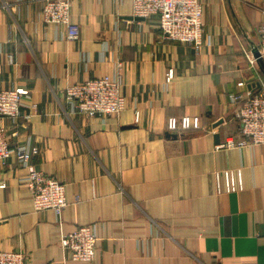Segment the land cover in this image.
I'll use <instances>...</instances> for the list:
<instances>
[{"label": "crops", "instance_id": "obj_1", "mask_svg": "<svg viewBox=\"0 0 264 264\" xmlns=\"http://www.w3.org/2000/svg\"><path fill=\"white\" fill-rule=\"evenodd\" d=\"M202 1L196 48L165 39L158 14L133 15V0H72L76 40L42 20L39 0H0V88L31 91L19 120L1 121L13 140L41 147L32 164L63 179L69 201L59 219L36 211L28 169L10 157L0 168V249L25 250L30 264L61 261L62 230L97 222L95 258L68 264H264V148L216 147L241 128L231 94L263 78L249 56L264 0ZM103 74L121 77L126 108L72 112L65 87ZM186 114L202 128L171 132L168 118ZM238 168L243 188L227 191L222 175L219 191L216 172Z\"/></svg>", "mask_w": 264, "mask_h": 264}, {"label": "built area", "instance_id": "obj_2", "mask_svg": "<svg viewBox=\"0 0 264 264\" xmlns=\"http://www.w3.org/2000/svg\"><path fill=\"white\" fill-rule=\"evenodd\" d=\"M42 4L41 18L44 22H53L64 29V36L69 40L80 38V25L72 20V0H39ZM133 15L148 17L159 15L160 28L165 39L181 40L193 44L196 48L204 41V4L202 0H133ZM258 50L264 58V24L258 28ZM258 58L252 54L250 63L258 65ZM12 60V59H10ZM122 66L117 63V69ZM175 67L169 66L166 72V83L175 76ZM240 81L239 84H244ZM122 81L119 75L103 74L85 79L65 87V98L71 106L72 112L87 117L96 115L119 114L126 108V96L123 94ZM31 97L29 88L13 86L0 88V168L8 159L15 156L17 161L28 171L23 177L26 186L32 194L34 209L41 211L52 209L58 219L69 201L66 195V184L56 174L48 173L37 168L31 162L34 154L40 152L37 144L18 142L12 139L17 131L10 132L9 127L1 119L10 118L14 122L21 116V106L25 98ZM233 101H240L238 116L241 128L239 135H231L219 142L216 147H243L245 145H262L264 148V80L260 79L256 88L251 87L247 94H231ZM37 103L32 104L36 109ZM32 112L25 114L29 119ZM139 113H137V119ZM26 126V122H22ZM168 129L181 133L190 129H201L202 122L199 115H172L168 118ZM242 171L226 169L217 171L218 190H222L221 176H225L226 190L237 191L243 188ZM6 181L0 178V187H5ZM99 224L90 222L80 224L76 229L65 232L62 230L61 243L64 258L61 261H50L48 264H68L69 260H93L95 258L100 236ZM25 250L0 249V264H30Z\"/></svg>", "mask_w": 264, "mask_h": 264}, {"label": "water", "instance_id": "obj_3", "mask_svg": "<svg viewBox=\"0 0 264 264\" xmlns=\"http://www.w3.org/2000/svg\"><path fill=\"white\" fill-rule=\"evenodd\" d=\"M136 17L140 18V17H142V16H136ZM253 52H254V55L258 58V59H257V60H258V63H260L261 70H262V72H263V74H264V58H262V57L260 56V53H259V50H258V46H256V47L254 48ZM220 121H221V120H220ZM216 136H217V135H216Z\"/></svg>", "mask_w": 264, "mask_h": 264}, {"label": "trees", "instance_id": "obj_4", "mask_svg": "<svg viewBox=\"0 0 264 264\" xmlns=\"http://www.w3.org/2000/svg\"><path fill=\"white\" fill-rule=\"evenodd\" d=\"M262 74V79L264 80V74H263V72L261 73ZM238 133H240V131L238 132ZM238 133H236V134H238ZM239 135V134H238Z\"/></svg>", "mask_w": 264, "mask_h": 264}, {"label": "rangeland", "instance_id": "obj_5", "mask_svg": "<svg viewBox=\"0 0 264 264\" xmlns=\"http://www.w3.org/2000/svg\"><path fill=\"white\" fill-rule=\"evenodd\" d=\"M239 117V116H238Z\"/></svg>", "mask_w": 264, "mask_h": 264}]
</instances>
